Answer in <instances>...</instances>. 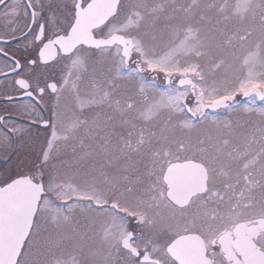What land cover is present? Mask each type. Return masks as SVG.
<instances>
[{
    "label": "snow or ice",
    "instance_id": "1",
    "mask_svg": "<svg viewBox=\"0 0 264 264\" xmlns=\"http://www.w3.org/2000/svg\"><path fill=\"white\" fill-rule=\"evenodd\" d=\"M0 264H264V0H0Z\"/></svg>",
    "mask_w": 264,
    "mask_h": 264
}]
</instances>
